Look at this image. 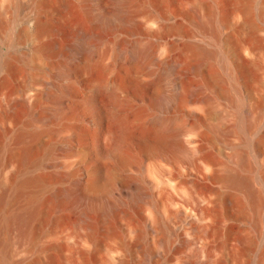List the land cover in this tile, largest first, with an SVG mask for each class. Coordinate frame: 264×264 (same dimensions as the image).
<instances>
[{"label":"bare ground","instance_id":"obj_1","mask_svg":"<svg viewBox=\"0 0 264 264\" xmlns=\"http://www.w3.org/2000/svg\"><path fill=\"white\" fill-rule=\"evenodd\" d=\"M117 1L113 13L101 1L94 9L96 27L109 30L113 37L103 40L78 31L67 60L55 70L50 91L37 89L41 79L36 78L4 97L9 124L0 149V170L12 162L18 165L11 193L0 199V252L4 256L10 254V248L33 249L39 237L47 234L43 229L51 222L47 210L53 200L55 206L76 215L72 231L57 229L56 235H66L81 246L100 247L99 235L110 237L117 231L118 221L131 219L133 209L146 210L148 225L158 226L164 234L171 208L192 219L194 231L204 229L207 212L218 210L224 232L222 247L230 239L228 227L240 228L247 210L257 214L258 202L264 198L263 179H259L263 190L257 191L251 178L240 173L248 166V153L257 148L250 139L256 125L244 120L245 143L224 150V133H236L237 124L228 128L224 122L228 114L213 113L206 101L191 96L193 89L184 80L181 60L171 49L175 39L168 45L152 40L160 29V19L149 15L138 25L130 0ZM219 26L212 20L215 41ZM37 28L39 34L47 30L41 22ZM121 30L131 38L121 37ZM159 35L172 37L170 33ZM225 47L220 42V48L210 54L218 58L231 82L236 113L250 114L245 109L241 78L250 74L252 61L240 55L231 58ZM192 49L201 51L200 47ZM37 51L44 56L47 49L41 46ZM246 52L252 55V51ZM35 58L32 55L30 64ZM2 65L7 70L4 83L11 75L9 58ZM45 98L53 101L50 126L46 127L41 125L46 119L35 111ZM16 103L27 109L25 119L13 116ZM207 111L219 121L210 146L201 132L205 120L200 114ZM45 136L52 141L43 146L42 157L32 158ZM58 162L64 169L59 179H47L37 172L54 168ZM124 192L129 193L128 198ZM11 207L14 209L8 212ZM121 230L133 232L132 227ZM197 239L204 248V242ZM119 245L125 247L124 240ZM165 246L169 248L168 241ZM3 264L12 263L5 259Z\"/></svg>","mask_w":264,"mask_h":264},{"label":"rangeland","instance_id":"obj_2","mask_svg":"<svg viewBox=\"0 0 264 264\" xmlns=\"http://www.w3.org/2000/svg\"><path fill=\"white\" fill-rule=\"evenodd\" d=\"M98 1L110 13L119 4L117 0H0V149L4 146V135L9 124L5 95H12L36 78L43 79L37 83V89L48 88L50 91V82L55 78L61 62L67 60L69 48L74 45L78 31L93 33L103 40L113 37L112 32L102 31L94 24V9ZM130 5L138 25L149 15H156L160 19V29L155 28L158 33L152 40L160 45H168L169 41L175 39L176 44L171 49L181 60L184 80L193 89L191 96L206 101L213 113L228 114L224 120L228 128L237 124L236 133H224V150L229 152L235 143H245L246 137L241 129L244 120L256 125L250 139L256 142L257 148L248 153V166L240 173L243 177L251 178L257 191L263 190L259 179L262 178L264 182V0H130ZM212 20L220 25L216 41ZM40 22L47 30L39 34L37 24ZM23 31L28 32L26 34L29 36ZM159 33H170L172 37L164 38ZM120 35L131 38L123 30ZM220 42L226 46L231 58L240 55L252 61L250 74H243L241 78L242 96L247 98L244 97L245 109L250 114L244 111L239 116L236 113L231 99V82L218 58L210 54V50L220 48ZM41 46L47 49L45 57L37 51ZM193 47H200L201 51L194 52ZM246 49L252 51L251 56ZM34 54L37 58L30 64ZM7 57L11 62V75L3 83L7 70L2 61ZM38 69H43V72ZM51 105L53 101L45 98L35 109L39 118L46 119L41 123L45 127L50 126L47 124ZM13 116L22 120L28 116V111L22 104L16 103ZM200 116L205 120L202 121L201 132L206 145L210 146L211 139L217 134L219 121L210 118L208 111ZM51 141L50 136H45L42 146L36 148L32 158L42 157L43 146ZM17 170L16 162L0 170V199L6 192L11 193L18 177ZM37 172L47 179H59L64 169L58 162L54 168H40ZM123 194L129 197V193ZM49 203L47 213L51 222L45 224L43 229L47 234L40 236L31 250L10 248L8 256L1 251L0 264L5 259L12 264H264L263 197L258 202L257 214L247 210L240 228L228 227L230 239L223 247L224 232L218 210L207 212L208 224L203 230L194 231L191 230L192 219L171 208L172 213L167 218L168 229L164 234L158 226L148 225L146 210L139 212L133 209L131 219L118 221L117 231L110 237L99 235L103 241L99 247L81 246L66 235L57 236V229L72 231L76 215L68 208L55 206L54 200ZM10 209L14 208H9L8 212H11ZM121 227L126 230L132 227V234H124ZM197 238L204 242V248L198 244ZM121 240H124L125 247L119 245ZM167 241L168 249L165 246Z\"/></svg>","mask_w":264,"mask_h":264}]
</instances>
